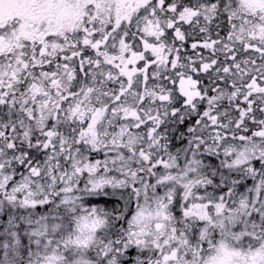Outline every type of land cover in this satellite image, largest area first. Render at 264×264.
<instances>
[{
	"label": "snow or ice",
	"instance_id": "6c2138e0",
	"mask_svg": "<svg viewBox=\"0 0 264 264\" xmlns=\"http://www.w3.org/2000/svg\"><path fill=\"white\" fill-rule=\"evenodd\" d=\"M0 264H264V0H0Z\"/></svg>",
	"mask_w": 264,
	"mask_h": 264
}]
</instances>
